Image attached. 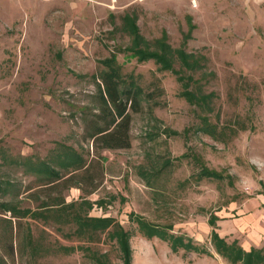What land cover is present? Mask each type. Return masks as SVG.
Instances as JSON below:
<instances>
[{
  "label": "rangeland",
  "instance_id": "rangeland-1",
  "mask_svg": "<svg viewBox=\"0 0 264 264\" xmlns=\"http://www.w3.org/2000/svg\"><path fill=\"white\" fill-rule=\"evenodd\" d=\"M127 12L138 14L146 39L167 33L175 48L194 27L186 49L205 55L217 74L209 84L203 81L207 92L218 94L211 121L226 129L246 125V130L227 143L195 133L191 128L204 114L181 96L175 74L160 72L153 61L140 64L118 54L125 74L138 76L147 92L158 85L163 94L155 91L159 107L146 101L143 112L133 115L131 149L102 152L105 177L88 197L96 203L90 216L115 218L133 234L132 264L229 263L215 253H173L168 243L145 238L131 213L205 246L214 214L223 238L238 240L247 251L264 249V0H0V185L13 183L7 196L0 191V200H12L20 191V208L37 206L23 195L35 178L9 158L45 159L58 144L88 150L85 115L94 109L96 93L88 76L99 60L130 46L129 37L114 31ZM187 154L200 162L180 159ZM204 168L232 176V184L196 181ZM144 171L160 172L156 189L146 185ZM80 197L78 189L66 194L68 202ZM20 227L14 233L15 261L6 257L7 264H123L106 234L90 244L63 237L75 230L70 226L59 232L52 222L27 218ZM28 232L40 246L31 258L24 254ZM10 233L0 264L9 255ZM64 247L76 251L67 255Z\"/></svg>",
  "mask_w": 264,
  "mask_h": 264
},
{
  "label": "trees",
  "instance_id": "trees-1",
  "mask_svg": "<svg viewBox=\"0 0 264 264\" xmlns=\"http://www.w3.org/2000/svg\"><path fill=\"white\" fill-rule=\"evenodd\" d=\"M139 16L134 13H125L120 17V25L114 31H120L130 38V46L118 49L111 54V57L99 60L97 71L88 76L96 89L91 101L94 109L85 115V130L83 140L88 144V150L79 151L68 144H58L48 155L42 159L37 156L9 158V163L22 167L25 174L35 178V186L26 188L23 195L27 200L36 203L35 209L20 208L22 195L20 191L13 195L12 200H0V219H3L0 228V253L5 249L7 230L11 231V245L8 256L1 259L4 264L8 260L15 261L16 253L13 245L15 228L17 234L21 230V221L31 219L42 222L45 225L54 223L57 230L62 232L64 227L70 226L75 230L69 239L84 241L90 244L100 243L101 234H106L110 241L117 244L122 255L123 264H132L133 249L131 239L133 234L112 217H93L90 212L95 202L88 199L101 187L104 177V163L106 158L102 156L104 151L129 150L132 148L131 129L133 115L143 112L144 102L153 103L151 106L159 107L156 102V90L163 94L159 86L153 92H147L140 83V78L133 74H125L123 66L118 61V54H124L129 59H136L138 63L153 61L160 72H172L182 86L181 96L191 105L201 109L204 115L199 116V124L195 133H202L213 140L227 143L246 130V125L240 128H221L219 124L213 123L209 114L215 111V99L218 94L214 91L207 92L205 85L217 78L214 71L209 70V59L197 52H188L186 41L194 29L191 28L185 35L184 44L175 48L171 45L167 33L154 40L146 39L138 25ZM179 66V69L176 68ZM200 75V77H196ZM203 81H206L204 84ZM190 129L185 133L189 135ZM176 135H181L177 133ZM180 159H191L192 162H200L197 156L183 155ZM145 183L151 189H156L160 172L143 173ZM196 181L204 179L211 181H230L232 176L209 170L201 169L194 177ZM190 180L183 182L186 187ZM7 186L0 185L1 196H7L13 183L6 182ZM10 186V187H9ZM71 189H78L82 193L80 199L68 202L66 194ZM12 195V194H11ZM44 197L45 200H41ZM17 199V202L15 201ZM9 215V217H8ZM132 223L138 226L139 232L147 239H160L169 244L173 253L181 250L186 253H196L213 257L214 253L225 259L229 264H264V249L252 248L245 250L234 240L229 242L217 231L219 217L211 214L209 224L212 227L210 234V246L199 245L191 237L185 234L172 233V226L160 227L150 223L142 216L135 213L129 215ZM18 222V223H17ZM71 228V229H72ZM29 233V234H28ZM24 238H28V246L24 254L36 256L40 246L33 240L30 232ZM25 242V241H24ZM82 249V247H81ZM67 255L76 251L75 247H64L62 249ZM38 255V254H37Z\"/></svg>",
  "mask_w": 264,
  "mask_h": 264
},
{
  "label": "bare ground",
  "instance_id": "bare-ground-1",
  "mask_svg": "<svg viewBox=\"0 0 264 264\" xmlns=\"http://www.w3.org/2000/svg\"><path fill=\"white\" fill-rule=\"evenodd\" d=\"M116 0H114V2H115Z\"/></svg>",
  "mask_w": 264,
  "mask_h": 264
}]
</instances>
